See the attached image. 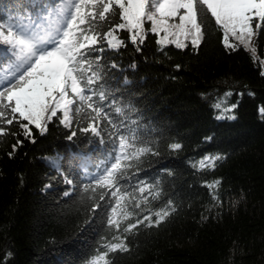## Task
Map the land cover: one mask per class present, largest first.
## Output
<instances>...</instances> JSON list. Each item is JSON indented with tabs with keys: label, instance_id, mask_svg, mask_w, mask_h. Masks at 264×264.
Returning a JSON list of instances; mask_svg holds the SVG:
<instances>
[{
	"label": "trees",
	"instance_id": "obj_1",
	"mask_svg": "<svg viewBox=\"0 0 264 264\" xmlns=\"http://www.w3.org/2000/svg\"><path fill=\"white\" fill-rule=\"evenodd\" d=\"M50 2L0 0V16L21 23L39 11L46 19L32 6ZM201 19L198 49L176 48L173 37L151 33L150 23L140 44L129 31L114 33L124 46L99 54L103 87L95 91L108 98L97 104L112 121L100 124V136L79 131L89 122L83 114L70 128L56 118L43 132L30 124L29 137L19 123L7 127L0 136V264H92L106 243L119 242L114 236L126 237L127 251L108 252L99 264H264V31L253 41L255 54L231 50L214 18ZM119 22L110 17L103 31ZM120 135L150 151L131 161L112 197L115 188L94 180L115 162ZM215 156L222 159L214 168L200 167ZM162 209L170 215L156 225ZM145 216L153 222L123 232ZM110 218L121 221L119 230Z\"/></svg>",
	"mask_w": 264,
	"mask_h": 264
},
{
	"label": "snow or ice",
	"instance_id": "obj_2",
	"mask_svg": "<svg viewBox=\"0 0 264 264\" xmlns=\"http://www.w3.org/2000/svg\"><path fill=\"white\" fill-rule=\"evenodd\" d=\"M32 7L43 8L47 18L42 19L39 11L21 23L0 16V136L8 134V126L19 123L24 135L29 137L30 124L43 132L54 118L70 128L74 118L82 114L89 122L79 131L100 136V124L105 121L111 124L112 121L106 108L97 104V99L102 102L108 98L106 92L95 91L98 84L103 87L100 84L103 76L99 54L106 49L119 50L124 46V41L114 35L117 31H129L130 40L140 44L146 38L144 25L150 23L151 33L163 32L165 39L173 37L168 43L175 44L176 48L184 49L190 45L198 49L204 39L205 26L201 18L210 14L223 32L226 48L235 50L243 46L253 54L257 51L252 46L253 41L264 31V0H51L47 5ZM117 14L120 22L103 31L110 23V17ZM115 111L120 113L122 110L116 108ZM260 113L264 116V108ZM76 135L77 132L73 131L68 139ZM134 139L119 136L115 162L104 175L94 180L101 189L115 188L110 193L112 197L121 191L116 185L132 167L131 161L150 151L149 148H136L132 142ZM21 143L18 140L12 146L13 150ZM180 147V144L171 145L173 149ZM220 159V156L204 157L199 164L202 168H214ZM66 183L72 184V180L66 179ZM219 183L217 180L207 186L214 188ZM68 195L66 192L65 196ZM105 195L101 193L99 200H104ZM99 207L97 203L93 211ZM112 211L115 213L116 208ZM129 215L126 211L122 213L125 220ZM169 215L168 210L156 212L154 223L159 225ZM145 222L151 224L152 217L145 216L134 224L129 223L123 232H131ZM108 223L120 229L121 221L110 218ZM125 239L114 236L113 240L119 242L106 243L104 247L108 251L98 255L92 264H99L108 252L127 251Z\"/></svg>",
	"mask_w": 264,
	"mask_h": 264
}]
</instances>
